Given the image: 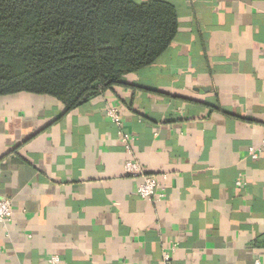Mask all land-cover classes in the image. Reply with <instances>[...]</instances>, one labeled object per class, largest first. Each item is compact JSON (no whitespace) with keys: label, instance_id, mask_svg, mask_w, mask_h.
Masks as SVG:
<instances>
[{"label":"crops","instance_id":"crops-1","mask_svg":"<svg viewBox=\"0 0 264 264\" xmlns=\"http://www.w3.org/2000/svg\"><path fill=\"white\" fill-rule=\"evenodd\" d=\"M163 1L177 33L123 84L68 113L0 97V264H264V0Z\"/></svg>","mask_w":264,"mask_h":264},{"label":"trees","instance_id":"trees-1","mask_svg":"<svg viewBox=\"0 0 264 264\" xmlns=\"http://www.w3.org/2000/svg\"><path fill=\"white\" fill-rule=\"evenodd\" d=\"M178 26L163 0H0V97L47 95L68 113L153 63Z\"/></svg>","mask_w":264,"mask_h":264},{"label":"built area","instance_id":"built-area-1","mask_svg":"<svg viewBox=\"0 0 264 264\" xmlns=\"http://www.w3.org/2000/svg\"><path fill=\"white\" fill-rule=\"evenodd\" d=\"M107 116L120 126V118L118 111L113 108H107ZM122 142L126 144V151L129 153V158L124 162V171L128 175L139 176L141 178L140 183L136 188V193L140 198L151 199L158 194V183L153 175L144 174L143 168L137 160L131 155L132 147L128 137L124 136ZM249 154L252 157H256L254 150L250 149ZM239 184V182H238ZM12 217V201L9 198H0V224L11 220ZM50 261L57 263V256H52ZM159 264H173L172 257L168 251H165L162 255Z\"/></svg>","mask_w":264,"mask_h":264}]
</instances>
